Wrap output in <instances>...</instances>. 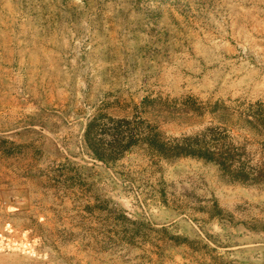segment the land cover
<instances>
[{
  "label": "rangeland",
  "instance_id": "rangeland-1",
  "mask_svg": "<svg viewBox=\"0 0 264 264\" xmlns=\"http://www.w3.org/2000/svg\"><path fill=\"white\" fill-rule=\"evenodd\" d=\"M0 264H264V0H0Z\"/></svg>",
  "mask_w": 264,
  "mask_h": 264
}]
</instances>
